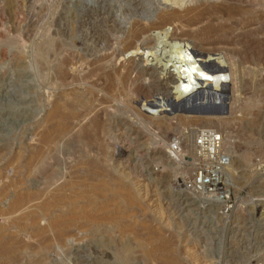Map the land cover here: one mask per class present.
Listing matches in <instances>:
<instances>
[{
    "label": "rangeland",
    "instance_id": "374dc122",
    "mask_svg": "<svg viewBox=\"0 0 264 264\" xmlns=\"http://www.w3.org/2000/svg\"><path fill=\"white\" fill-rule=\"evenodd\" d=\"M179 1L181 8L161 0H0V189L24 199L3 223L28 245L22 264H264V0ZM172 11L177 19L163 25ZM217 11L236 16L199 35ZM198 15L202 23L185 27ZM142 29L149 32L136 37ZM165 31L226 77L218 87L226 85L225 112L206 116L220 120L187 118L205 115L168 105L176 86L157 68L169 56L171 43L159 42ZM137 49L155 57L154 71L132 67ZM161 100L173 115L157 114L151 105ZM64 102L86 119L55 136L58 120L47 115ZM96 117L98 130L74 137ZM201 130L223 139L225 166L201 175L204 187L219 180L218 199L182 185L215 168L191 144ZM176 141L182 158L171 154ZM121 184L127 192L117 191ZM67 214L53 228L51 219ZM151 232L160 241L149 243H165L154 261Z\"/></svg>",
    "mask_w": 264,
    "mask_h": 264
},
{
    "label": "bare ground",
    "instance_id": "6f19581e",
    "mask_svg": "<svg viewBox=\"0 0 264 264\" xmlns=\"http://www.w3.org/2000/svg\"><path fill=\"white\" fill-rule=\"evenodd\" d=\"M161 1L163 3H166V4H164L165 7H168V4H170L171 5L170 7L179 6V8H181L179 0H161ZM219 14L220 13L217 11V13L213 17H211L209 15L208 16V18H209L208 24L206 23L205 24L206 26L200 28V30L198 31V34L199 35H210V34L213 35V33L215 34V32L217 31V28L214 25L215 23L213 24L214 21H220V20L223 21V19L226 17L225 21L227 23H230L236 16V14H233L231 12H226L224 14L221 13V15H219ZM201 15L200 16L198 15V17L196 16L194 19L190 20V22L187 21L188 22V23L186 22L187 24L184 23L185 27H190L191 28V27L197 26L199 23H202L201 20H203L204 16H201ZM219 16H221V17H219ZM177 17H178V12L176 13L175 11H172V12L168 13L167 15H165L163 17V21H162L163 23L162 24L164 25L165 23H168V21H170V20L171 21H173V20L175 21L177 19ZM205 19H206V17H205ZM184 20L185 19H183V21ZM181 21H182V19H181ZM159 25H161V24H159ZM154 27H156V26H154ZM159 27L160 26H158V28ZM228 29H230V28H228ZM144 30H147V29H144ZM144 30L142 29V31L140 30V32L138 34L136 33L137 34L136 37L143 35L142 33L144 32ZM153 31H154V29H153ZM147 32H149V31L147 30ZM169 32L170 31H165V33L163 34V37L161 36L162 39L159 40V42L161 41V42H164V43H168V42L171 43V44L168 45L169 46V48H168V52H169L168 59L166 61H163L162 65L160 64L159 66H157V68L158 69H162V71L164 73L167 74L169 72V74L173 78L174 84L176 86V91L173 93L171 101L168 102V105H170V104L173 105V106L177 105V104L187 100L191 96L201 92L203 94L204 101H208L210 104H213V105H217L219 103V105H221V107L224 108V110H225V105L223 103L226 100L225 99V95H226V92H227L226 85L222 84L221 87H220V90H218V87H219V83L221 81H224L226 79V77H224V76H214L216 73L212 72V70L211 71H207L206 70L205 67L209 68L210 67L209 65L212 64V62L209 63V61H211V60H209L210 58H207L205 60H201L202 59V55L197 53V52H195V51H193L188 45H186V44L181 45V44H179L177 42H173V40L169 41L170 40L168 38ZM159 35H161V34H157V36H159ZM132 54L135 57V61L131 62V65H132L133 68H136L138 70H142L143 72H147V73L154 71L155 66H154V64H152V61L155 60V57H153L151 55H148L146 53H142V52L139 51V49H137L134 53L132 52ZM130 56H131V54H130ZM159 62L161 63V61H159ZM213 62L214 63L217 62L218 65L220 64V66H221V63H222V62H219V60L218 61L215 60ZM132 67H131V69H132ZM130 72H132V70H130ZM208 73L211 74L214 77H210L208 75ZM166 74H164V75H166ZM79 97H80V95L77 94V96L74 97V99H76V98L78 99ZM231 98H235V96L233 95V97H231ZM181 99H182V101H180ZM176 101H180V102H176ZM157 102H159L158 106L155 105V104L151 105V106H155V108H157V114L166 112L167 114L173 115L172 114L173 112H171V110L167 109V107H166V110H163V107H165L167 105L164 104L162 102V100L161 101H157ZM66 108H67V103L66 102H64L62 104L55 103L53 105V107L51 108V110L49 111L48 115H47L48 118L51 117V119L58 120V121H56L57 124L55 123L56 127H54L55 125L53 126L55 128V131L53 130L54 128L52 129L56 134L57 133H62L63 134V133L69 132V131L71 133L73 128L75 129V127H71V125L74 122L80 123L85 118V116H81V119H80V116H77L74 113L69 112V110L67 111ZM158 111H163V112H158ZM96 116H98V115H96ZM187 118H199V119L206 118V119H210V120H215V119H219L220 120L221 119V118L206 117V116H197V117L188 116ZM51 119L49 118V120H51ZM91 119L92 120H89V121L85 122V124H82L80 127H78V130H76V132L73 131L74 132L73 133L74 137H78L79 134L80 135L81 134L84 135L90 129L98 130L97 128L101 127L100 126V122L97 121L98 117H96L94 119L91 118ZM53 124H54V122H53ZM69 124H71V125H69ZM69 126L71 127V129L69 128ZM50 129H51V127H50ZM50 129H49V131H47V133L51 131ZM53 131H51L52 134L54 133ZM88 133H90V132H88ZM49 134H51V133H49ZM52 134H51V136H52ZM56 134H54V135L55 136L60 135V134H57V135ZM48 136H50V135H47L46 136L47 138L44 137L45 141L50 140V138ZM83 137H85V136H83ZM171 154H173L176 158H177V156L179 157V155H178L179 153H174V152L171 151ZM242 162L244 163L245 172L248 175H252L253 176L255 170L252 169V166H250V165L248 166L246 164V160L245 159H242ZM230 165H231V162L228 164V168L229 169L232 168ZM229 173H230V175H232L233 171H229ZM124 177H126L125 174H124ZM201 177H202L201 181L204 182V179H206V178H204L203 176H201ZM117 191H120L122 193L123 192H127L126 186L121 184L120 187L117 189ZM23 201H24V199H23V197L21 195H18V194L10 195V194H7L6 193V187L4 189H0V264H22V258H23L24 255L23 254H19V252L23 248L28 247V245H26V243L24 242V240L22 238L20 239L18 237H14V236L12 237V236H10L11 234L8 235L7 232H6L8 227H6V225L3 224V223H6V220L9 219V216L11 214H14L15 212L18 211V209L23 205ZM44 206L45 205H43V207ZM46 207H48V206L46 205ZM82 212H84V211H82ZM22 215H27V214L26 213H22ZM69 217H71L70 214H67V215L62 216V217H58V216L55 217L54 216V218L51 219L52 224H53V228L59 229V227H61V225L64 223V221L67 218H69ZM32 220L36 224V231H39V232L44 231V228H41L39 226V224H38L39 223L38 222L39 221L38 217L37 218L33 217ZM49 223H51V222H49ZM7 225H9V224H7ZM33 225H34V223H33ZM51 227L52 226H50V228ZM125 232H126V228L124 226H119V233L123 234ZM148 234H149V237H148V239L146 238V240H145V242L147 241L146 242L147 244L149 243L148 242L149 240H150V242H152L151 241L152 239H154V241L155 240L156 241H160L159 237L153 235V234H155V232H151V233H148ZM58 235H59V233H58ZM61 237H62V235H61ZM160 237H161V235H160ZM160 239H162V238H160ZM163 240H165V239H163ZM146 243H144V244H146ZM159 243L156 242V243H154L155 245L151 244V243H149V245L146 244V246H150V244L153 245V246H151V248L148 251V255H150V257H152L151 258L152 260H153V258L161 257V254L163 252V248L164 247H163V245H161L162 242H159ZM163 243H164V241H163ZM46 250H48V249H46ZM123 251H124L123 252V256H124V255H128L130 250L125 248ZM45 252L47 253V251H45ZM125 259L126 258L123 259L124 261L121 264L128 263V262H126ZM46 260H44L43 258L42 259L41 258L40 259H35L34 262H32V263L33 264H47Z\"/></svg>",
    "mask_w": 264,
    "mask_h": 264
},
{
    "label": "built area",
    "instance_id": "2783aa9c",
    "mask_svg": "<svg viewBox=\"0 0 264 264\" xmlns=\"http://www.w3.org/2000/svg\"><path fill=\"white\" fill-rule=\"evenodd\" d=\"M191 144L196 151L198 160L201 161L202 159H207L215 168L213 171H206L203 169L197 170L196 174L193 175V178L190 181L182 184L184 189L189 192L205 194L214 197L215 199L221 198L222 196L216 198L218 193H221L219 180L217 183L215 182L207 185V187H204V184L201 181L202 174L213 175L215 170L223 168L225 162H227L226 157L222 154L223 139L221 134L216 130L197 131L195 137L193 136V138H191ZM180 145L181 144L178 141L174 142L170 151L179 153L178 155L182 158Z\"/></svg>",
    "mask_w": 264,
    "mask_h": 264
},
{
    "label": "water",
    "instance_id": "95a60500",
    "mask_svg": "<svg viewBox=\"0 0 264 264\" xmlns=\"http://www.w3.org/2000/svg\"><path fill=\"white\" fill-rule=\"evenodd\" d=\"M207 71L211 69L205 67ZM171 105V104H170ZM173 111L190 115H220L225 112L224 108L219 105L210 104L208 101H204L203 94L201 92L191 96L187 100L177 104L171 105Z\"/></svg>",
    "mask_w": 264,
    "mask_h": 264
}]
</instances>
